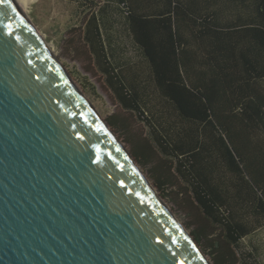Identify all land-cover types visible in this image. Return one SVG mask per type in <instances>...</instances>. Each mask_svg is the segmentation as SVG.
Returning <instances> with one entry per match:
<instances>
[{"label":"trees","instance_id":"obj_1","mask_svg":"<svg viewBox=\"0 0 264 264\" xmlns=\"http://www.w3.org/2000/svg\"><path fill=\"white\" fill-rule=\"evenodd\" d=\"M101 1L64 42L112 92L106 123L212 264H260L264 0Z\"/></svg>","mask_w":264,"mask_h":264},{"label":"water","instance_id":"obj_2","mask_svg":"<svg viewBox=\"0 0 264 264\" xmlns=\"http://www.w3.org/2000/svg\"><path fill=\"white\" fill-rule=\"evenodd\" d=\"M26 17L0 0V264H212Z\"/></svg>","mask_w":264,"mask_h":264},{"label":"rangeland","instance_id":"obj_3","mask_svg":"<svg viewBox=\"0 0 264 264\" xmlns=\"http://www.w3.org/2000/svg\"><path fill=\"white\" fill-rule=\"evenodd\" d=\"M99 1L102 3L101 0ZM81 9L85 10L77 4L76 0H35L28 8L27 16L36 29L35 33L42 38L43 42L44 40L47 42V44L44 43L47 49L44 48L52 54L54 60L59 63L58 65L60 67L62 65L69 73L76 90L79 93L82 92L83 95L80 94L85 103L101 121L113 113L120 112L115 98L106 85L103 76L96 71L94 74L88 73L86 71L88 62H85L84 57H78L74 50L69 47L70 45L64 42V39L69 37L68 30L79 25L84 12ZM115 15L121 17L118 10H116ZM135 126L138 127L139 125ZM139 168L149 180L145 170L140 166ZM174 192H177V189H174ZM178 199H180L179 196ZM165 202L178 219V223L185 224L188 221L184 209L174 205L171 201L165 200ZM243 243L244 252L252 253V259L264 264V228L253 236L245 238Z\"/></svg>","mask_w":264,"mask_h":264},{"label":"bare ground","instance_id":"obj_4","mask_svg":"<svg viewBox=\"0 0 264 264\" xmlns=\"http://www.w3.org/2000/svg\"><path fill=\"white\" fill-rule=\"evenodd\" d=\"M12 5L14 6V8L18 11V13L24 18L26 19L27 17V10L30 7V5L35 1V0H10ZM36 35L38 36V39L43 43V45L45 46L44 42L41 40L42 38H40V36L36 33ZM45 48L47 49V46H45ZM47 51V50H46ZM49 53V52H48ZM50 57H52V59H54V57L52 56L51 53H49ZM75 91L76 88H75ZM78 92V91H77ZM79 93V92H78ZM80 98L82 99V101L84 102V104L90 109V111L94 113L93 110H91V108L85 103V100L82 98L81 94L79 93ZM141 175V174H140ZM142 176V175H141ZM144 183L149 186V182L146 180V178L144 176H142ZM167 211H169L168 209H165ZM173 215V213L171 214ZM173 217V216H172ZM173 220L175 222V224L178 226V228L183 232V235L188 239V241L191 243V240L189 239V237L187 236V232L184 231L183 229H181V225H179V223L177 222V220L173 217ZM181 224V223H180ZM192 244V243H191ZM193 245V244H192Z\"/></svg>","mask_w":264,"mask_h":264}]
</instances>
